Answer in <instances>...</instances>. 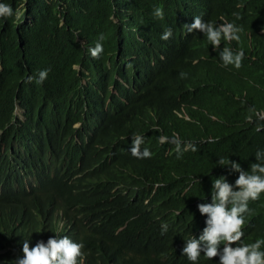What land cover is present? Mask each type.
Listing matches in <instances>:
<instances>
[{"label": "trees", "instance_id": "trees-1", "mask_svg": "<svg viewBox=\"0 0 264 264\" xmlns=\"http://www.w3.org/2000/svg\"><path fill=\"white\" fill-rule=\"evenodd\" d=\"M161 2L165 23L145 22L136 39L112 0H0L22 9L0 18V264L22 257L25 240L64 236L84 245V264H192L182 253L207 226L198 205L228 168L218 160L250 171L264 151V0ZM195 16L242 29L220 46L244 52L239 68L187 32ZM97 42L111 67L75 69ZM33 49L48 56L44 89L28 82ZM15 104L23 123L11 121ZM137 135L150 158L131 154ZM249 208L240 243L264 239V194Z\"/></svg>", "mask_w": 264, "mask_h": 264}, {"label": "clouds", "instance_id": "clouds-1", "mask_svg": "<svg viewBox=\"0 0 264 264\" xmlns=\"http://www.w3.org/2000/svg\"><path fill=\"white\" fill-rule=\"evenodd\" d=\"M112 4L113 12L118 15L119 19L122 18L130 23V26L124 25V33L128 31V34L134 35L136 39L145 22L162 26L170 10L169 5L162 3L161 0H112ZM135 9L145 12L146 18L138 17L134 13ZM21 14V5L14 13L10 5L0 3V18L15 15L18 19ZM111 18L118 21L114 15ZM184 27L188 33H203L211 45L219 50V58L223 66L232 65L236 68L241 66L244 58L242 50L233 51L225 46L220 51L222 40L231 42L240 39L239 33L242 29L236 24L224 22L216 25L211 21H204L200 16H195L194 22ZM172 36L173 31L168 28L162 33L161 39L167 41ZM99 39L103 40V35ZM82 44H86V41L83 40ZM109 57L103 45L97 42L96 45H88L85 56L81 57L82 62L73 65L80 72H86L87 69L96 70L103 66L110 68ZM31 61L38 65L39 71L31 74L28 82L33 81L34 86L44 89L50 71L47 68L48 56L43 51L33 49ZM111 92L116 93L112 86ZM14 115L12 122L26 121L25 110L19 104H15ZM79 126L80 123L75 124V127ZM159 139L164 142L167 137ZM132 140L130 152L133 156L141 159L151 157L152 153L148 148L141 150V145L144 143L143 137L133 136ZM78 141L81 143L80 139ZM191 147L193 151L196 150L194 146ZM255 158L257 162L250 165V171H245L237 162L229 160L226 166L224 159L218 160V165L228 168L220 175V178L213 179L212 202L198 205L199 212L208 217L207 226L198 239L192 236L186 240V246L183 249V256H186L192 264H197L201 254L210 260L219 257L220 264H264V250H262L264 239H257L250 244L240 243L244 237L246 216L252 211L249 208V201H255L261 194H264V151H257ZM231 170L239 173L235 185L229 183L228 175L231 174ZM83 248L82 243H77L67 236L50 237L47 243L42 240L38 241L34 247H31L25 240L23 256L17 257L14 264H84Z\"/></svg>", "mask_w": 264, "mask_h": 264}]
</instances>
